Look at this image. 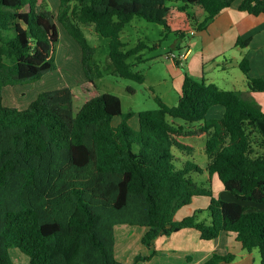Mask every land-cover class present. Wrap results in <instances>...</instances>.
<instances>
[{
  "label": "trees",
  "instance_id": "trees-1",
  "mask_svg": "<svg viewBox=\"0 0 264 264\" xmlns=\"http://www.w3.org/2000/svg\"><path fill=\"white\" fill-rule=\"evenodd\" d=\"M177 1L170 7L166 0H60L52 14L44 0H0V264H15L14 250L28 264H123L113 252L116 226L147 228L141 240L147 248L183 229L196 230L205 241L233 234L244 250H257L264 264V214L244 205L264 204V136L258 129L264 112L242 93L185 73L177 104L169 107L156 97V109L136 114L137 131L127 124L135 113H124L120 99L109 93L76 111L67 87L39 93L24 110L2 105L4 88L39 81L56 69L57 24L80 50L85 82L96 88L103 76L82 30L89 27L108 40L111 73L142 84L143 75L129 60L140 63L147 45L126 50L120 40L134 18L181 40L235 0ZM195 8L205 14L198 24ZM239 10L264 15V0H244ZM240 69L247 76L246 61ZM246 80L251 92H264L263 80ZM213 107L223 109L221 119H207ZM115 118L121 119L116 127ZM197 134L206 137L204 167L188 160L194 147L181 142ZM193 175H206L209 184L216 176L235 201L214 197ZM201 197L209 200V224L197 219L201 211L175 219ZM147 260L138 255L133 264ZM233 260L213 254L204 264Z\"/></svg>",
  "mask_w": 264,
  "mask_h": 264
},
{
  "label": "crops",
  "instance_id": "crops-1",
  "mask_svg": "<svg viewBox=\"0 0 264 264\" xmlns=\"http://www.w3.org/2000/svg\"><path fill=\"white\" fill-rule=\"evenodd\" d=\"M243 1L235 0L229 8L215 16L203 30H193L187 35L188 43L176 48L177 53L188 51L186 60L180 67L171 64L173 81L180 87L185 73L196 78H204L207 83H212L222 90L242 93L247 100L257 104L264 112V92H251L246 80L248 77L264 81V15L255 17L240 11L239 6ZM191 13L196 24L205 16L200 8H195ZM238 40L248 41V45L244 48L237 46ZM242 61L248 64L247 76L240 69ZM79 84L85 86L88 83ZM95 96L92 95L85 100L79 97L83 100L80 104ZM211 114L213 116L211 119H220L223 116V109L221 111L213 107ZM113 126L116 127L114 124ZM258 129L264 136V125H259ZM216 180L217 177L213 176L210 185ZM212 194L226 202L235 201L231 194L223 190L221 184H218L216 194L213 191ZM198 199L200 198L194 199L189 206L180 209L175 219L180 221L198 211ZM244 205L264 214V204ZM197 219L202 221L198 217ZM146 232L145 227L116 226L113 250L115 259L123 264H133L134 258L139 255L148 257L149 260L137 264H204L213 254H217L222 257L233 256L231 264H260L257 250L247 252L233 234H222L216 239L205 241L196 230L183 229L170 236L157 237L147 248L141 243ZM11 252L15 257L13 260L15 264H28L27 258L19 252L15 250Z\"/></svg>",
  "mask_w": 264,
  "mask_h": 264
},
{
  "label": "rangeland",
  "instance_id": "rangeland-1",
  "mask_svg": "<svg viewBox=\"0 0 264 264\" xmlns=\"http://www.w3.org/2000/svg\"><path fill=\"white\" fill-rule=\"evenodd\" d=\"M59 2L60 0H44L47 10L52 14L57 12ZM166 2L170 7H177L180 5V2L177 0H166ZM57 29L59 33V43L55 54L56 69L43 75L39 81L4 88L2 92V105L4 107H15L17 110H24L36 99L39 93L67 87L73 91V109L76 111L81 105L80 102L92 95H97V93H109L120 99L122 111L124 113H135L127 124L133 130L137 131L139 125L136 114L141 111L156 109V97L161 98L169 107L177 104L182 85L178 87L173 81L172 63L166 60L165 57L169 53H177V47L188 43V36H185L184 40L182 39L183 41H181L172 34H165L163 28L158 24L134 18L121 32L120 40L122 43L126 44V50L135 47L139 42H143L147 45V48L141 53L142 57L140 63H136L134 59L129 60L130 63H135L133 71L139 72L145 79L144 83L138 84L133 81L118 78L111 73V70L108 69V40L96 34L91 28L83 27L82 30L87 38L88 44L95 50L94 60L97 65L100 66L103 74L101 79L95 81L96 88H94L90 84L85 86L79 84L86 83L80 64V50L76 43L58 24ZM129 89H132L133 93L130 92ZM79 97L83 100L79 99ZM215 108L222 111L220 107ZM212 109H210L207 114L208 119L213 117L211 114ZM221 118L222 116L220 119ZM120 122V118H115L113 120L115 126H118ZM197 127H199L198 124L193 125L191 128ZM205 141L206 137L204 136L201 138L198 134L191 138L181 139L183 144L194 147V154L192 157H189L188 160L200 167H204L206 164V157L204 154ZM180 159L182 158L180 157ZM192 179L199 186H203L206 189L211 188L214 194L217 192L218 184L220 185L218 179L213 185H210L206 175H193ZM208 203L209 200L207 197H201L198 199L197 204L198 211H201L197 217L203 222L207 221V224L210 223L208 222V213L206 210ZM10 256L13 261L15 257L12 252H10Z\"/></svg>",
  "mask_w": 264,
  "mask_h": 264
},
{
  "label": "built area",
  "instance_id": "built-area-1",
  "mask_svg": "<svg viewBox=\"0 0 264 264\" xmlns=\"http://www.w3.org/2000/svg\"><path fill=\"white\" fill-rule=\"evenodd\" d=\"M188 51L185 53H169L166 55V60L170 61L174 66H182L183 62L186 60Z\"/></svg>",
  "mask_w": 264,
  "mask_h": 264
}]
</instances>
